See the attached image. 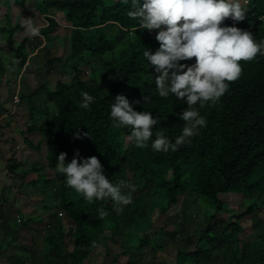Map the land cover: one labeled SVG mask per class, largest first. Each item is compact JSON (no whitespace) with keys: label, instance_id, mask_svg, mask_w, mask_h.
I'll return each instance as SVG.
<instances>
[{"label":"trees","instance_id":"1","mask_svg":"<svg viewBox=\"0 0 264 264\" xmlns=\"http://www.w3.org/2000/svg\"><path fill=\"white\" fill-rule=\"evenodd\" d=\"M12 1L24 2L0 0V5H10ZM35 6L48 21V25L41 28V34L49 40L52 39L51 33L60 27L55 17L49 16L50 9L64 13L69 32L68 60L81 58L84 54L103 58L111 53L114 81L107 90L108 94L102 83L91 76L70 83L58 80L53 88L44 83L36 91L22 96L28 99L33 117L28 131L38 132L45 139L50 169L49 173L39 174L32 183L50 181L53 172L59 181L54 199L59 201L56 206L61 213L55 212L48 222L46 218L40 221L29 219L45 225V245L39 253L11 255L12 264H88L94 250L92 242H97L99 236L120 227H139L148 215L143 204L148 198L160 200L159 196L162 197L160 211L168 215L180 195L188 190L195 191L210 198L219 213L224 205L219 194L242 193L251 203L236 214L237 219H251L258 211H264V204H259V200L264 199V56H258L252 62L242 61L243 75L230 85L220 103L199 109L207 124L191 138V143L175 152H156L151 148L155 132H163L174 143L184 126L178 114L187 107L186 101L178 100L173 94L166 99L158 95L154 68L143 56L145 49L152 52L158 49L157 32L137 29V21L127 15L131 10L130 0L128 3L124 0H38ZM243 7L246 10L243 21L227 19L224 25L250 31L257 41L264 39V0H248ZM110 29L118 31L111 33ZM5 31L10 32V36L13 28ZM120 37L124 42L117 48L116 40L120 43ZM27 42L28 39L9 42L16 61L13 66L17 70L29 60ZM183 63H194V59ZM82 92L94 97L88 109L79 107ZM38 94H42L47 106L42 119L34 123L41 113L34 104V97ZM117 94L125 95L134 110L149 111L154 118L160 117L147 147L137 148L127 140L130 127H113L110 110ZM144 96H149L151 103L147 104ZM77 131L89 132L92 139H73ZM77 150L81 159L96 156L111 182L126 180L136 185L133 201L123 208L122 213L113 210L110 200L88 204L66 186L64 175L55 171L61 152L67 153L66 163H69ZM13 165L19 166L20 163L13 164L10 160L8 167L11 170ZM169 172L173 174L172 179L167 178ZM100 207L108 212L102 220L97 212ZM64 214L68 221L62 217ZM206 220L196 247L177 252L178 264H226L228 257L223 253L229 250L230 242L236 240L243 227L221 215L210 214ZM144 233L133 245L140 258L132 256L126 264H137L144 259L139 253L151 240V236ZM204 240L206 244L201 245ZM255 246L252 243L234 250L227 264H264V250L258 252ZM2 248L0 244V250ZM215 248L223 252L215 253ZM119 256L117 254L111 263L118 262Z\"/></svg>","mask_w":264,"mask_h":264},{"label":"rangeland","instance_id":"2","mask_svg":"<svg viewBox=\"0 0 264 264\" xmlns=\"http://www.w3.org/2000/svg\"><path fill=\"white\" fill-rule=\"evenodd\" d=\"M247 1L241 0V4L245 6ZM37 2L38 0H24L23 4L12 1L10 5H0V244L3 245L0 250V264H12L9 260L11 255L28 256L32 252H41L47 236L45 225L33 223L29 219L36 218V221H40L41 218H46L45 221L48 222L55 212L60 211L56 206L59 201L54 199L59 181L53 172L50 181H41L36 185L32 183L39 174H46L50 169L46 158V142L38 132H35L33 137L38 158L37 162L31 165L33 159L30 152H27V146L32 135L27 136L30 133L27 127L33 124V117L29 112L28 99L22 96L36 91L44 83L53 88L58 80L70 83L95 76L106 91L114 81L111 53L103 58L84 54L81 58L68 60L70 52L69 32L66 30L68 22L63 12L50 9L49 15L54 16L60 26L51 33V40L43 34L38 37L28 35L20 24L23 18H32L40 29L48 22L36 9ZM11 27L13 31L8 36L10 32L5 30ZM109 31L114 33L118 30ZM23 39H28L26 52L29 60L26 68L17 70L13 66L16 61L9 42L14 43ZM123 42L124 38L121 37L120 43L116 40L117 48H120ZM17 94L21 99L19 103L15 99ZM34 99L35 106L41 111L34 119L36 123L44 116L47 104L42 94L35 95ZM51 109L54 111L52 105ZM7 160L8 162L11 160L13 164H21L13 165L14 169L11 170L6 164ZM167 178L172 179L173 174L169 172ZM219 197L224 205L218 213L210 198L188 190L179 196L178 202L169 214H166L167 216L160 211L162 197L159 196L160 200L148 198L143 202L148 215L139 227H120L99 236L97 247H94L88 264H126L132 256L140 258L133 245L136 238L144 236V232L151 236V240L139 253L144 259L137 261V264H178L177 252L196 247L200 233L206 225V217L210 214L221 215L243 227L236 240L230 242L229 250L223 253L228 257L226 264L231 253L238 248L241 249L243 245L250 246L255 243L258 252L263 251L264 211H258L251 219L248 217L237 219L236 214L244 210L251 200L242 193L233 192L219 194ZM259 204L263 206V198L259 200ZM19 215L22 221H18ZM62 217L68 221L65 214ZM204 244L205 240L201 242V245ZM208 246L211 244L208 243ZM214 251L223 252L218 248ZM117 254H120L118 262L111 263Z\"/></svg>","mask_w":264,"mask_h":264},{"label":"clouds","instance_id":"3","mask_svg":"<svg viewBox=\"0 0 264 264\" xmlns=\"http://www.w3.org/2000/svg\"><path fill=\"white\" fill-rule=\"evenodd\" d=\"M124 2L128 3V0ZM130 5L127 15L137 21V29L157 32L158 49L155 52L145 49L143 56L154 68L158 95L166 99L173 94L187 104L178 114L184 126L175 142L156 131V138L151 143L156 152H175L191 143L199 129L206 127L207 121L199 109L220 103L230 85L243 75L241 62H252L258 56H264V39L257 41L250 31L224 25L227 19L240 22L246 18L241 0H130ZM20 24L29 36L41 35L40 27L32 18H23ZM193 59L194 63H183ZM81 96L79 107L88 109L94 97L87 92H82ZM143 99L147 104L151 103L149 96ZM110 118L115 128L130 127L127 140L141 149L148 146L147 142L154 135L153 128L160 123V117L154 118L151 112L134 110L132 102L123 94L115 96ZM86 137L92 139L89 132L77 131L73 135V139ZM66 156L64 152L59 154L55 171L63 174L66 186L88 204L110 200L113 210L119 214L132 203L136 185L126 180L111 182L96 156L81 159L77 150L69 163H66ZM97 212L101 220L108 215L104 207L98 208ZM91 246L97 247L96 242L93 241Z\"/></svg>","mask_w":264,"mask_h":264},{"label":"crops","instance_id":"4","mask_svg":"<svg viewBox=\"0 0 264 264\" xmlns=\"http://www.w3.org/2000/svg\"><path fill=\"white\" fill-rule=\"evenodd\" d=\"M4 128H2V130H3ZM27 129H28V127H27ZM34 134H35V132H32V131H30V133L27 135L28 137L29 136H31L32 135V137H31V140H29L28 139V146H27V148H28V151L27 152H30V157H32V162H31V165L33 166L36 162H37V158H38V154H37V152H36V146H35V144H33L34 143ZM1 143V142H0ZM31 144V145H30ZM31 146H33L32 148H34V150H32L31 149ZM11 151V150H10ZM47 154V153H46ZM45 155V154H44ZM46 158H47V156H46ZM0 163H1V159H0ZM6 164H8V160H7V163ZM21 164V163H20ZM49 170V169H48ZM49 173V172H48ZM23 211V210H22ZM24 212V211H23Z\"/></svg>","mask_w":264,"mask_h":264},{"label":"built area","instance_id":"5","mask_svg":"<svg viewBox=\"0 0 264 264\" xmlns=\"http://www.w3.org/2000/svg\"><path fill=\"white\" fill-rule=\"evenodd\" d=\"M26 66H27V65H25L24 68H26ZM22 73H23V72H22ZM15 99H16V102H18V101L20 100L18 94H17V96H15ZM18 221H22L20 216H18Z\"/></svg>","mask_w":264,"mask_h":264}]
</instances>
